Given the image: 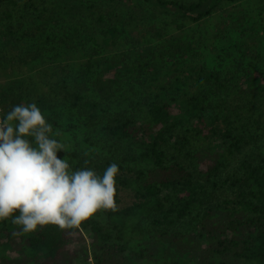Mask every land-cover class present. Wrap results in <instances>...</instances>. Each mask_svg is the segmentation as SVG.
<instances>
[{
	"label": "trees",
	"instance_id": "16d2710c",
	"mask_svg": "<svg viewBox=\"0 0 264 264\" xmlns=\"http://www.w3.org/2000/svg\"><path fill=\"white\" fill-rule=\"evenodd\" d=\"M241 1L0 0L1 115L36 103L72 170L119 168L114 207L76 228L0 221V264H264V55L196 52Z\"/></svg>",
	"mask_w": 264,
	"mask_h": 264
},
{
	"label": "clouds",
	"instance_id": "9594fccd",
	"mask_svg": "<svg viewBox=\"0 0 264 264\" xmlns=\"http://www.w3.org/2000/svg\"><path fill=\"white\" fill-rule=\"evenodd\" d=\"M59 137L36 103L14 104L0 115V221L11 218L22 234L47 225L76 228L114 207L118 165L102 174L72 170L67 156L57 155L69 147Z\"/></svg>",
	"mask_w": 264,
	"mask_h": 264
},
{
	"label": "rangeland",
	"instance_id": "374dc122",
	"mask_svg": "<svg viewBox=\"0 0 264 264\" xmlns=\"http://www.w3.org/2000/svg\"><path fill=\"white\" fill-rule=\"evenodd\" d=\"M260 1H262V7L258 9ZM246 15H248L249 18H247ZM244 16L245 23L242 21ZM239 20L242 22L240 23ZM199 30L205 33L207 37L204 40L205 46L203 43L200 44L196 52L199 54V59L201 58L200 62H206L209 67L214 66L216 69L227 71L228 64L231 60L238 59L240 55L249 56L250 50L252 51L254 45H257L261 50V54L264 55V0H242L240 3L234 5L223 6L221 9L216 10L214 14L201 25ZM134 34L138 35L135 29L132 30V35ZM213 37H217L221 40L219 44H217V41H215ZM234 45H236V48ZM260 65L261 63L257 64V66ZM71 119L75 120L74 117ZM84 131L85 128L78 125L72 132L73 135H76L74 138L77 139L81 147H84V144L81 142L84 137ZM91 133L93 137L91 140L92 143L97 144L98 141L101 143L99 134L93 132V130H91ZM68 137V142L72 143V135H67L62 140L67 143L66 138ZM85 144L87 145V143ZM90 148L93 150L95 149L94 147ZM122 200L126 203L132 201V193L127 192L123 195ZM85 236L87 238V234H85ZM147 238V234L142 237L132 238L125 255L131 258V254L143 249ZM130 262L129 264H136L132 261Z\"/></svg>",
	"mask_w": 264,
	"mask_h": 264
}]
</instances>
